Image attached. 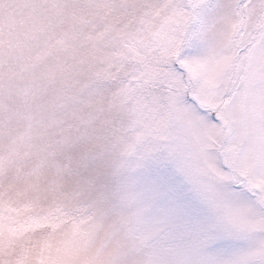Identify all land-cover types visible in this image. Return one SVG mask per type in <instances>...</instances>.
<instances>
[{"label": "snow or ice", "instance_id": "6c2138e0", "mask_svg": "<svg viewBox=\"0 0 264 264\" xmlns=\"http://www.w3.org/2000/svg\"><path fill=\"white\" fill-rule=\"evenodd\" d=\"M161 7L117 51L126 256L264 264V0Z\"/></svg>", "mask_w": 264, "mask_h": 264}, {"label": "rangeland", "instance_id": "374dc122", "mask_svg": "<svg viewBox=\"0 0 264 264\" xmlns=\"http://www.w3.org/2000/svg\"><path fill=\"white\" fill-rule=\"evenodd\" d=\"M162 3L0 0V264H135L115 195L117 51Z\"/></svg>", "mask_w": 264, "mask_h": 264}, {"label": "clouds", "instance_id": "9594fccd", "mask_svg": "<svg viewBox=\"0 0 264 264\" xmlns=\"http://www.w3.org/2000/svg\"><path fill=\"white\" fill-rule=\"evenodd\" d=\"M27 239V238H26ZM31 248V255H32V258H35V256L38 254L39 252V247L37 245H30L29 246ZM18 248L17 249H14L13 251L14 252H18ZM10 260H15L16 259V256L15 255H10L8 257Z\"/></svg>", "mask_w": 264, "mask_h": 264}]
</instances>
